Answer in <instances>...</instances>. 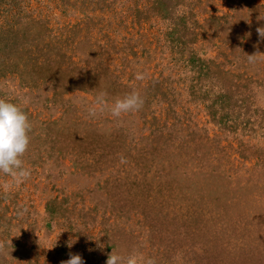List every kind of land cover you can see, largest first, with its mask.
<instances>
[{
	"label": "rangeland",
	"instance_id": "374dc122",
	"mask_svg": "<svg viewBox=\"0 0 264 264\" xmlns=\"http://www.w3.org/2000/svg\"><path fill=\"white\" fill-rule=\"evenodd\" d=\"M0 264H264V0H0Z\"/></svg>",
	"mask_w": 264,
	"mask_h": 264
}]
</instances>
